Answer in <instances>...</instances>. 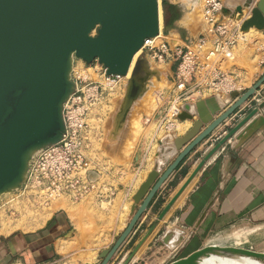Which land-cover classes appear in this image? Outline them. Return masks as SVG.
<instances>
[{
	"label": "water",
	"instance_id": "water-1",
	"mask_svg": "<svg viewBox=\"0 0 264 264\" xmlns=\"http://www.w3.org/2000/svg\"><path fill=\"white\" fill-rule=\"evenodd\" d=\"M245 10L249 11L250 17L242 22L241 30L247 32L255 28L264 34V0H245L235 10L224 7L222 14L226 18L242 20ZM160 30L159 0H0V195L24 181V170L26 176L31 162V158L26 161V155L31 149H44L62 141L66 132L64 107L76 88L71 79V57L75 55L87 65L98 62L106 68L108 75L126 77L145 40L157 37ZM152 77L161 79L159 72L147 61H137L115 116L116 132L123 127ZM263 86L264 76L242 95L233 93L234 103L228 108L219 97L217 105L214 99L196 105H182L178 119L193 121V127L183 137L175 139V148L180 153L162 174L158 164L141 185L133 198L135 205L127 228L111 248L100 254L101 264L111 263L160 189L193 150L255 97ZM207 105H210L209 109ZM218 112L221 114L214 118ZM252 119L237 136L238 141L247 140L264 130V102L227 132L198 163L166 203L159 215L160 221L207 162ZM205 124L207 126L203 129ZM173 150L169 148L164 153ZM154 230L155 227L123 264H131ZM172 236L173 232H168L163 241L169 244ZM182 241L183 237H180L177 245ZM214 256L264 264L263 252L241 247H205L170 264H198Z\"/></svg>",
	"mask_w": 264,
	"mask_h": 264
},
{
	"label": "rangeland",
	"instance_id": "rangeland-1",
	"mask_svg": "<svg viewBox=\"0 0 264 264\" xmlns=\"http://www.w3.org/2000/svg\"><path fill=\"white\" fill-rule=\"evenodd\" d=\"M167 1L176 6L181 16L169 30H166L164 10L161 5V30L164 34L169 35L170 32L180 31L182 35L187 36L189 33L180 28V19L186 15L188 18L185 21L190 20V29L198 30L200 25H204L201 34H207L208 27L202 17L203 0ZM221 1L231 9L228 6L236 0ZM224 18L229 24L239 26L240 20L237 18L235 20ZM238 33L239 37L231 56L222 60L223 62L218 65L217 72L221 74V76L219 75L221 80L215 86L205 87L203 92L212 94L245 93L264 76L263 52L256 50L252 38H245V32L241 30L240 26ZM172 37L178 39L174 44L181 43L178 35ZM260 41L262 43L257 44L258 48L264 45L263 39ZM254 55L255 58H253ZM139 60L147 61L152 69L159 72L161 79L152 77L149 80L145 93L135 103L126 122L118 132L115 131L114 120L125 97L129 79L123 78L117 83H108L101 78L96 65H87L77 59L73 63L71 79L75 85L78 84L85 95L88 90L98 86L100 96L99 100L95 102L96 104L94 103L92 106L89 105L88 100L80 105V108L86 109L85 126L81 137L83 140L82 151L89 162V167L77 176L80 182L79 188H66L68 190L63 193L51 194L47 189L51 181L41 178L36 180L31 173L33 163L31 161L21 185L11 192L0 195L1 219L6 221L10 229L17 227L8 235H0V240L6 241L5 245L15 237L23 238L25 235V241L34 240L32 249L39 251L40 247H43L44 250L42 255H38L40 260L36 264H67L71 262L101 264L103 259L100 256V250L114 245L127 228L133 215L132 207L135 205L133 198L141 185L147 181L149 174L158 164L159 172L162 174V168L165 166L164 161L171 153H164V150L169 149V147H165V138L170 139L173 148H175V140L170 135L177 133L173 126L178 123L179 117L172 118L170 108L179 92L164 76L166 71L171 72L170 67L163 66L141 52L135 65ZM78 73L81 78L77 75ZM172 195V187L164 192H158L149 207L151 214L142 230L147 229L148 225L157 227L158 211L166 205ZM141 203L142 201L137 205V208ZM64 210L70 214L73 221V226L67 228H74L77 235L67 250L62 249L63 253L66 252L68 255L55 256L52 255L53 247L50 244L55 242L58 235L52 234L48 237L42 235V238L38 236V232L46 228L48 220L56 212ZM1 227L3 226L0 220V229ZM164 232L165 227L162 228L160 234L162 235ZM139 234L134 237L127 247L128 249L136 242ZM262 247L264 245L257 249ZM119 252L110 264H123L128 258L127 250L123 253ZM69 253L71 254L69 255ZM137 258L139 255L137 257L135 255L131 264ZM140 258L137 259L139 264H163L166 257L163 252L156 254L153 250L143 254ZM20 261L17 257H9L1 264H34L30 260Z\"/></svg>",
	"mask_w": 264,
	"mask_h": 264
},
{
	"label": "crops",
	"instance_id": "crops-1",
	"mask_svg": "<svg viewBox=\"0 0 264 264\" xmlns=\"http://www.w3.org/2000/svg\"><path fill=\"white\" fill-rule=\"evenodd\" d=\"M244 1L236 0L228 7L234 10L237 6L242 5ZM225 6L227 7V5ZM249 17V11L245 10L244 19H248ZM183 21L184 17L180 19V28L189 34L184 36L180 31L168 33L173 44L178 40L172 37L174 35H178L181 41L195 39L202 35L204 25H200L198 30H193L190 29V20ZM246 37L252 38L251 40H253L256 50L263 52L262 63L264 64V45L259 48L257 46L259 42L262 43L260 39L264 41V34L253 28L250 32L245 33ZM253 58H255V55ZM163 66H168L171 69V72L166 71L164 73L166 80L170 82L174 66L171 63L163 64ZM193 86L196 89L204 88L203 84L200 85V80H197ZM233 93L235 92H221L219 94L190 92L191 96L185 103L196 105L199 102L214 99V104L217 105V100L221 98L228 108L234 103L232 98ZM242 94L240 93V95ZM262 102H264V86L260 92H257L255 97L244 104L210 137L193 150L189 157L184 160L163 185L160 192H164L172 187V196H174L198 163L220 139ZM208 107L210 108V105H207ZM220 114L221 112L216 113L214 118H217ZM195 119L198 118L195 117ZM253 120L207 162L162 222L159 220V215L165 205L159 209L156 218L158 222L157 227L155 225H148L147 229L142 230L151 214V208L147 210L135 232L132 233L119 253L127 250V256H129L153 227L156 229L137 252L136 257L139 255L137 259H141L140 257L143 254L145 255L155 250L156 254L164 253L166 258L162 262L163 264H170L174 261L187 258L205 247H241L255 250L257 247L264 245V130H260L247 140H237V136ZM179 124L185 126L183 131L177 128ZM206 126L205 124L203 129ZM192 127L193 121L186 120L181 122L179 120L177 125L173 126L174 131L177 133L170 135V137L173 140L183 137ZM164 143L165 147L173 148L170 139L165 138ZM179 153L180 151H177L176 148L171 151L164 161L165 166L162 168V173L170 166ZM68 226H73V221L70 214L64 210L56 212L48 220L46 228L39 230L38 236L42 238V235H47L46 237L52 234L58 235L55 242L50 244L53 247L52 255H68L66 252L63 253L62 249L67 250L77 235L76 230L74 228H67ZM163 227H165V232L161 235L160 232ZM168 232H174L177 235L172 237L169 244H166L163 240ZM59 233L61 234L59 235ZM138 234L139 237L136 242L128 249L127 247ZM179 237H183V241L177 245L176 242ZM25 238L26 235L23 238L15 237L7 245H5L6 241L0 240V264L9 257H17L21 261L30 260L34 264L39 262L38 255H42V251H44L43 247H40L39 251H35L32 249L34 240L28 239V241H25ZM211 242L213 244H210ZM112 246L113 244L102 248L100 253ZM256 251L264 253V247ZM137 259L132 264H139Z\"/></svg>",
	"mask_w": 264,
	"mask_h": 264
},
{
	"label": "built area",
	"instance_id": "built-area-1",
	"mask_svg": "<svg viewBox=\"0 0 264 264\" xmlns=\"http://www.w3.org/2000/svg\"><path fill=\"white\" fill-rule=\"evenodd\" d=\"M162 5L163 0H159ZM202 17L208 27V32L197 39H185L180 44H173L162 30L157 37L146 39L141 50L142 54L150 56L160 64L171 63L174 66L171 84L177 90L178 97L171 104L172 118H178L182 105L191 94L203 92L205 87L215 86L221 79L218 65L231 56V52L239 37V26H233L225 21L222 11L225 4L221 0H203ZM97 72L108 83H117L123 79L110 76L99 63ZM96 71V70H95ZM81 78L80 74L78 73ZM200 80L204 88L196 89L193 84ZM260 92V91H258ZM83 93L78 84L76 92L70 97L64 107L66 132L60 143L46 147L35 157L31 173L35 179L50 180L47 189L51 194L63 193L66 188H79L78 174L81 175L89 167L85 157L81 137L85 126L86 109L80 105L87 100L92 106L99 100V88L95 86ZM96 104V103H95ZM216 141V139H215ZM50 194V195H51Z\"/></svg>",
	"mask_w": 264,
	"mask_h": 264
},
{
	"label": "bare ground",
	"instance_id": "bare-ground-1",
	"mask_svg": "<svg viewBox=\"0 0 264 264\" xmlns=\"http://www.w3.org/2000/svg\"><path fill=\"white\" fill-rule=\"evenodd\" d=\"M226 7V6H225ZM188 17H187V15L184 17V21L187 19ZM244 20H247V19H242V20H240L239 22H238V24H239V26L241 27V25H242V22L244 21ZM183 21V22H184ZM162 24V23H161ZM162 27V26H161ZM251 30H249V31H247V32H245V33H248V32H250ZM141 52V51H140ZM140 52H138L136 55H135V57H134V60H133V62H132V64H131V67H130V70H129V73H128V75L126 76V77H123V78H126V79H129V78H131V76H132V71H134L133 70V67H134V65H135V62H136V60H137V57L139 56V54H140ZM75 59H77L76 57H75V55H73L72 57H71V63L73 64L74 63V61H75ZM77 60H80V59H77ZM80 61H82V60H80ZM83 62V61H82ZM84 63V62H83ZM149 83V82H148ZM147 83V84H148ZM147 84H146V87H147ZM127 88V87H126ZM145 91H146V88H145ZM145 91H144V93H145ZM143 93V94H144ZM142 94V95H143ZM142 95H141V97H142ZM140 97V98H141ZM139 98V99H140ZM135 105V104H134ZM178 121V120H177ZM176 124V123H175ZM177 125V124H176ZM185 125H187V124H185ZM188 127V126H187ZM177 128L178 129H180V130H184L185 129V126L183 125H181V124H179L178 126H177ZM42 150V147H38V148H33V149H31L28 153H27V155H26V161L27 160H29V158H31V161H33L34 159H35V157H36V154L37 153H39L40 151ZM25 173H26V170H24V173H23V177H25ZM22 177V178H23ZM17 188V187H16ZM13 189H15V187H9L8 189H6L5 191H3V193L2 194H5V193H7V192H11V190H13ZM1 194V195H2ZM178 204V203H177ZM0 220H1V223H2V226L3 227H1V229H0V235H8L9 233H10V231H12V230H16L17 229V227H15V228H12L11 227V229L9 228V226L6 224V221L2 218L1 219V215H0ZM34 228V227H33ZM175 235H177L176 233H174L173 232V236L172 237H174ZM172 239V238H171ZM171 239H170V241H171ZM180 239V237L178 238V240ZM178 242V241H177ZM176 242V243H177ZM60 243V242H59ZM170 243V242H169ZM175 243V244H176ZM62 244V243H61ZM65 244V243H64ZM210 244H213L212 242L210 243ZM211 246V245H210ZM88 255V254H87ZM71 263H73V262H71ZM198 264H259V263H256V262H252V261H250V260H243V259H229V258H226V257H217V256H214V257H211V258H207V259H204L203 261H201L200 263H198Z\"/></svg>",
	"mask_w": 264,
	"mask_h": 264
},
{
	"label": "trees",
	"instance_id": "trees-1",
	"mask_svg": "<svg viewBox=\"0 0 264 264\" xmlns=\"http://www.w3.org/2000/svg\"><path fill=\"white\" fill-rule=\"evenodd\" d=\"M162 7L164 10L166 30H169L181 15L176 6L171 5L167 0H163Z\"/></svg>",
	"mask_w": 264,
	"mask_h": 264
}]
</instances>
